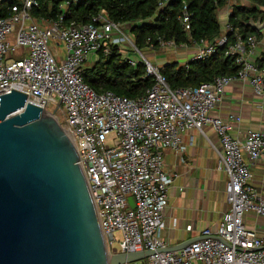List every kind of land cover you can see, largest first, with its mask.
Returning a JSON list of instances; mask_svg holds the SVG:
<instances>
[{
  "label": "built area",
  "instance_id": "obj_1",
  "mask_svg": "<svg viewBox=\"0 0 264 264\" xmlns=\"http://www.w3.org/2000/svg\"><path fill=\"white\" fill-rule=\"evenodd\" d=\"M77 1L64 0L62 7ZM0 3L5 13L0 17V95L19 90L59 122L77 151L108 257L151 251L122 264H264V237L243 221L247 212L264 217V200L250 185L249 168L264 163V126L239 139L231 134L229 123L236 116L225 120L211 114L233 81L248 83L257 95L264 91V27L259 36H241L228 23L230 9L219 37L196 44L189 60H203L223 46L236 72L198 86L171 88L160 67L135 45L128 25L100 15L87 23H62L63 16L37 18L33 10L39 0ZM181 23L188 31L186 12ZM160 45L186 47L173 41ZM112 46L131 66L143 62L152 84L142 95L96 92L84 81L90 56L106 55ZM129 52L141 57L135 59ZM47 104L60 108L64 123L46 109ZM204 126H210L219 139L216 168L227 175L229 209L215 228L203 229L189 245L159 251L167 246L161 230L173 179L165 170L163 152L182 150V132L202 131Z\"/></svg>",
  "mask_w": 264,
  "mask_h": 264
},
{
  "label": "water",
  "instance_id": "obj_2",
  "mask_svg": "<svg viewBox=\"0 0 264 264\" xmlns=\"http://www.w3.org/2000/svg\"><path fill=\"white\" fill-rule=\"evenodd\" d=\"M247 25L259 30L264 19ZM150 253L107 256L77 151L61 125L19 90L0 95V264H122Z\"/></svg>",
  "mask_w": 264,
  "mask_h": 264
},
{
  "label": "trees",
  "instance_id": "obj_3",
  "mask_svg": "<svg viewBox=\"0 0 264 264\" xmlns=\"http://www.w3.org/2000/svg\"><path fill=\"white\" fill-rule=\"evenodd\" d=\"M228 0H78L62 7L64 0H39L33 10L37 18L54 20L62 17V23L74 21L87 23L94 16H102L114 22L128 25L135 45L158 48L160 42L173 41L176 45L192 46L202 41H213L221 34L218 9ZM251 5L235 4L227 17L228 23L241 36L260 35V31L247 25L250 19H264V0H249ZM0 3V17L4 16ZM189 16V30L181 23V16ZM230 36L229 38H231ZM92 65H85L83 79L96 92L109 91L116 95L135 98L152 84L145 73L143 62L131 66L122 57L118 47L109 53L99 52ZM160 71L171 88L198 86L210 82L217 75L236 72L234 60L224 56V47L203 60H188L184 64L167 62Z\"/></svg>",
  "mask_w": 264,
  "mask_h": 264
},
{
  "label": "crops",
  "instance_id": "obj_4",
  "mask_svg": "<svg viewBox=\"0 0 264 264\" xmlns=\"http://www.w3.org/2000/svg\"><path fill=\"white\" fill-rule=\"evenodd\" d=\"M221 19L222 22L226 18ZM189 52L185 50L182 56L186 58ZM92 55L90 58H93ZM150 59L155 60V65L160 68L171 62L166 58L157 59L156 54H151ZM211 114L225 120L230 115L236 116L237 119L229 120L231 134L242 139L248 130L264 126V91L257 95L248 83L233 81L226 87ZM181 135L182 150L166 149L163 152L165 170L173 176L168 187L161 230V237L167 246L199 238L203 229L215 228L229 209L225 196L227 175L216 168L220 151L217 134L210 126H204L202 131L190 128ZM249 168L250 185L264 200V163L255 162L249 164ZM243 221L264 237V217L247 212Z\"/></svg>",
  "mask_w": 264,
  "mask_h": 264
},
{
  "label": "rangeland",
  "instance_id": "obj_5",
  "mask_svg": "<svg viewBox=\"0 0 264 264\" xmlns=\"http://www.w3.org/2000/svg\"><path fill=\"white\" fill-rule=\"evenodd\" d=\"M235 4H245V5H251L250 1L249 0H228L226 5L223 6L222 8L218 9V12H217V15H218V18L220 20H222L221 18H226V13L231 9L232 6H234ZM219 20V21H220ZM226 19H224V21H220L222 24H224ZM220 23V24H221ZM126 29H128L126 27ZM128 31V30H127ZM196 49H198V47L196 46V44L192 45L191 47H176V46H170V45H163L158 48H152L151 46L150 47H145L143 49H140V51L143 53V55L147 58V60L149 62H151L152 64H157L155 62V60H151L150 59V55L151 54H156V58L157 59H162V58H166L165 60L167 61H175L179 64L181 63H184L187 59L189 60L190 56H191V53L193 51H195ZM186 51H190L186 58H184V56H182V53H184ZM58 53L61 52V48H59V50L57 51ZM129 55L135 59H139L141 56L139 53H135L133 54L132 52H129ZM93 56V55H92ZM91 57V56H90ZM97 57L98 55H94L93 58H89V60L87 61V65L90 66L93 64V62L95 60H97ZM189 57V58H188ZM162 66V65H161ZM48 111L50 112H56V115L58 116V119L60 121V123H64V118H63V114L62 112L60 111V108H56L54 105H51V104H47V108H46ZM116 236L119 237L120 234L119 232L117 231L116 232ZM115 246L117 247V244H115Z\"/></svg>",
  "mask_w": 264,
  "mask_h": 264
}]
</instances>
